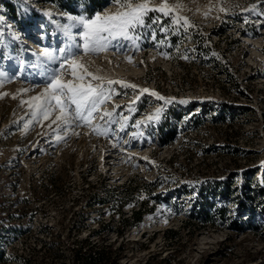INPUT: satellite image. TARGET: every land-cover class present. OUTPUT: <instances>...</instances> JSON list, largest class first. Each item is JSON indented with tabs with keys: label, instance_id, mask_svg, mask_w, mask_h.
<instances>
[{
	"label": "rangeland",
	"instance_id": "obj_1",
	"mask_svg": "<svg viewBox=\"0 0 264 264\" xmlns=\"http://www.w3.org/2000/svg\"><path fill=\"white\" fill-rule=\"evenodd\" d=\"M131 2L167 3L172 16L151 12L135 40L76 59L105 82L137 87L106 85L111 98L90 124L57 128L58 111L34 120L27 103L59 67L38 53L66 46L69 16L122 9L0 0V264H73L85 238L123 264H264V0ZM97 189L106 201L89 205ZM141 203L151 207L142 220L122 226Z\"/></svg>",
	"mask_w": 264,
	"mask_h": 264
},
{
	"label": "snow or ice",
	"instance_id": "obj_2",
	"mask_svg": "<svg viewBox=\"0 0 264 264\" xmlns=\"http://www.w3.org/2000/svg\"><path fill=\"white\" fill-rule=\"evenodd\" d=\"M115 2L122 9L115 14L101 15L97 13L93 17L69 16L68 20L71 23L60 26V34L67 42L66 46L53 50L45 48L42 53H38L47 64L59 62V67L51 72L50 82L43 93L27 101L34 120H39L41 117L48 120L54 112L58 111V115L52 121L57 125V128H60L61 125L70 126L75 124L80 126L81 123L87 125L90 124L93 114L99 111L100 106L111 98L110 89L106 85L120 83L124 87H137L123 81L108 80L105 82L103 77L94 76L91 72H88L87 68L76 59V54L81 50L85 54H97L110 46L119 45L121 39L133 41L136 39L135 30L147 26L146 20L152 19L149 13L159 12L164 16H172V10L169 9L167 3H162L158 8H153L149 7L147 2L132 3L131 0H115ZM221 10L223 11V9ZM181 19H183L185 25H188L187 18L175 17L173 22L178 24ZM154 22L159 23L160 21L157 18ZM114 41L116 44H113ZM119 46L122 47V45ZM65 65L71 68L70 74L74 78L73 80L64 81L62 79L66 71ZM77 69L81 71L78 72ZM2 75L0 73V76ZM87 76H91L93 80L99 81V83H85ZM23 91H27V89ZM141 91L148 93L150 90L142 89ZM151 94L157 96L160 100H165L164 97L155 92ZM162 111V108L157 109L156 115L150 116L149 120L158 119ZM104 116L109 117V122H112L113 113L105 112ZM101 118L103 119V117ZM140 123L142 122L137 121V124ZM94 131L97 135H106L108 130L102 128V126H96ZM66 134L67 132H65ZM63 138L60 135L56 136L58 141Z\"/></svg>",
	"mask_w": 264,
	"mask_h": 264
},
{
	"label": "trees",
	"instance_id": "obj_3",
	"mask_svg": "<svg viewBox=\"0 0 264 264\" xmlns=\"http://www.w3.org/2000/svg\"><path fill=\"white\" fill-rule=\"evenodd\" d=\"M106 1L107 0H89L90 3H94L93 5L95 7H99V8L103 7ZM168 130H170V133H171V131H173L174 129H168ZM163 131L164 129H162L161 137L159 138V141L161 143L168 142V140L172 139V135H170L171 137H169L168 139H165L162 135L164 133ZM258 188H259V191H262L261 194H264V186H260ZM105 189L107 190L108 188H105ZM101 192L102 191L97 189V190H93L90 193H88L86 195L87 203L89 205H93L95 202H100L103 200L106 201L107 194L106 196H104L103 194H101ZM251 196H254V195L252 194ZM126 203H127L126 200L123 201L119 207V210H122L121 206ZM142 203L138 209L133 210L131 217H128V216L123 217V221L121 223H124V224L122 226L126 227L128 225H132L133 223H138L142 220L144 212L148 210L149 208H151V207L147 208V206L142 205ZM242 204L243 206H245L243 208L253 210L252 209L253 205H251V207L250 206L247 207L245 203H242ZM220 213H221L220 214L221 216L229 217V215L227 216V211L225 207L221 208ZM192 217L196 218L195 214H192ZM193 223L194 222L192 221H186V225H190L189 228L192 227ZM235 227L241 230L240 225L235 226ZM118 231L123 232V229L121 230L119 229ZM166 233H167V236L172 239L177 236L178 231L173 227H169L167 228ZM105 248H106L105 245L99 246V245H96L95 243H92V241H90L89 238L82 239L78 242L76 246H74L73 264H123L119 261L120 254L117 253L116 255H113V254L109 255L110 253ZM0 260H3V257L0 256Z\"/></svg>",
	"mask_w": 264,
	"mask_h": 264
}]
</instances>
